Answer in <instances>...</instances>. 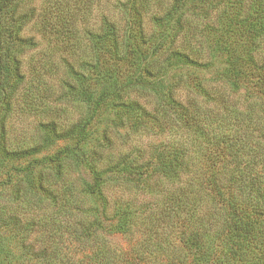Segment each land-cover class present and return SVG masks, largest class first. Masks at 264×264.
Returning <instances> with one entry per match:
<instances>
[{"label": "trees", "instance_id": "obj_1", "mask_svg": "<svg viewBox=\"0 0 264 264\" xmlns=\"http://www.w3.org/2000/svg\"><path fill=\"white\" fill-rule=\"evenodd\" d=\"M17 112L40 115L30 137ZM142 132L163 138L132 144ZM129 185L154 201L111 197ZM15 261L264 264V0H0V264Z\"/></svg>", "mask_w": 264, "mask_h": 264}, {"label": "rangeland", "instance_id": "obj_2", "mask_svg": "<svg viewBox=\"0 0 264 264\" xmlns=\"http://www.w3.org/2000/svg\"><path fill=\"white\" fill-rule=\"evenodd\" d=\"M42 0H34V3L39 4ZM149 24V23H147ZM28 33H32V34H36L35 30L33 27H29L27 29ZM38 38L39 35H37ZM28 58V57H26ZM29 59H26V61H28ZM27 64V62H26ZM212 72H215V69L212 68L211 69ZM176 72H169L166 74V77L168 79H171L172 76H174ZM211 72H209L207 75H210ZM218 91L223 90L224 92L226 91V88L224 87H216ZM220 93V92H219ZM240 98H242V95L239 96ZM242 100V99H241ZM78 112L76 110H74L73 108H71L70 113H68L69 117L71 118H76ZM40 115L38 114H28L25 112H17L12 120V134L14 137H30L31 134L34 133V130L36 128V123L39 119ZM163 138V136L160 135H153L150 133H138V134H133L130 142L132 144H136V145H141V146H148L151 143L157 142L159 140H161ZM109 193L111 194L112 198H116V197H122V198H133L139 205L144 206L146 205L145 202H153L154 201V197L146 195V194H142V193H138V191H136L134 188H132L130 185L129 187L127 186H120V187H112L111 189H109ZM140 232L138 230H134V232H132V234H129L128 236L123 235V234H118V235H114L111 237L112 241L121 246V247H126L128 246L131 242H135L138 238H139ZM14 264H17V261L14 262Z\"/></svg>", "mask_w": 264, "mask_h": 264}]
</instances>
